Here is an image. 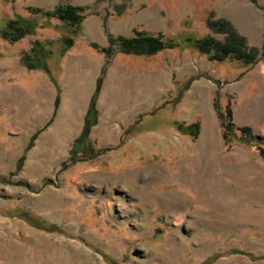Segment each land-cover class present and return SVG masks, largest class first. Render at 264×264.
I'll return each instance as SVG.
<instances>
[{"label":"rangeland","instance_id":"rangeland-1","mask_svg":"<svg viewBox=\"0 0 264 264\" xmlns=\"http://www.w3.org/2000/svg\"><path fill=\"white\" fill-rule=\"evenodd\" d=\"M59 3L88 6L64 56L61 22L31 10ZM17 16L39 26L15 42L0 33V264H264V156L225 144L214 105L230 102L233 123L264 140V0H0V32ZM221 18L261 56L245 83L237 61L184 42L222 40L207 23ZM138 31L179 46L102 51L110 35ZM36 40L52 41L50 71L22 61ZM88 55L102 58L91 96ZM106 59L102 86L114 64L132 79L113 83L103 106L101 87L89 115ZM88 115L91 156L76 142Z\"/></svg>","mask_w":264,"mask_h":264},{"label":"trees","instance_id":"trees-1","mask_svg":"<svg viewBox=\"0 0 264 264\" xmlns=\"http://www.w3.org/2000/svg\"><path fill=\"white\" fill-rule=\"evenodd\" d=\"M88 6L77 5L73 3H59L53 8H32L31 10L35 15L41 14L47 18H55L61 22L65 32L61 34L57 42L58 53L64 56L68 50H70L75 44V37L81 32L83 21L86 17L85 11ZM208 26L213 30L215 34L222 35L223 38L218 39L214 35H208L203 38L185 39V43L193 44L198 52L209 57L210 61L213 62H224L226 60L237 61L240 67L243 69L248 68L257 64L261 60L259 51L248 45L247 39L239 34L235 26L230 20L227 19H209L207 21ZM39 26L38 22L34 19L24 18L17 16L13 19H8L5 27L1 30L2 38L15 42L27 35H32L34 30ZM111 45L106 48H101L108 57L113 53L112 46H117L120 51L126 54H145L151 55L156 54L160 51L173 49L179 46V41H175L172 38L165 37L163 35H154L151 33L139 32L132 38L124 36H109ZM52 41H40L36 40L34 47L31 52L25 54L22 61L29 69H43L50 71L48 66V59L54 50L50 49L48 45ZM98 47L96 44L94 45ZM34 54L33 60H30V55ZM29 56V57H28ZM28 59L30 61H28ZM110 64V59H106L100 77L97 82V88L93 94L89 115L92 113L97 114L96 101L101 91L103 74H105L107 66ZM219 93H216V97ZM59 97L57 98V102ZM215 108L218 112V116L222 122L223 138L226 145L231 146L236 142L244 143L250 146H255L261 154L264 156V140L257 137L254 134L253 129L250 126L237 127L233 123V112L231 104L228 102L224 106V110L220 107L218 100L214 101ZM86 118L83 130L76 142L83 143V154L90 155L94 151L92 142L90 141L89 135L91 132V126L96 122L95 117L92 120L91 117ZM92 120V122H91ZM199 128V127H198ZM194 135L197 132H194ZM91 156V155H90Z\"/></svg>","mask_w":264,"mask_h":264},{"label":"crops","instance_id":"crops-1","mask_svg":"<svg viewBox=\"0 0 264 264\" xmlns=\"http://www.w3.org/2000/svg\"><path fill=\"white\" fill-rule=\"evenodd\" d=\"M106 43V42H105ZM104 43V44H105ZM74 57L77 56V53H71ZM79 55V54H78ZM62 59H68V57L66 56L65 58H62ZM61 59V60H62ZM89 62H90V67L91 69L88 71L87 75H86V80H87V92H86V96H91L94 88H95V85H96V79H97V75L99 73V70H100V66H101V57H96V55H91L89 56L88 55V58H86ZM262 66V64L260 65ZM114 67L115 70L117 71H109L108 74H106V77H105V80H104V83H103V86H102V92L100 93V97H99V103L101 106L105 105L106 104V98L108 97V92L110 90V88L112 87L113 83H115V87L118 88V81L120 80H123V79H132L131 76L125 74L127 73L125 71V73L121 72L118 70V65L114 64L112 65V68ZM116 67V68H115ZM94 68V69H93ZM119 71V72H118ZM246 70L243 68V69H240V72H239V76H236V77H239L237 79V81H243V83H245L247 80L251 79V77H246L247 74H244ZM263 75V74H262ZM260 77V81L258 82L259 85H260V88L264 90V77ZM264 76V75H263ZM234 76L230 77V78H236ZM229 78V79H230ZM47 80H50L49 78ZM138 95H136V99L134 101L127 99V101L125 100L124 101V104H129V109H132L131 107L132 106H135V108L138 107ZM148 100V99H146ZM114 103H118V101H115ZM148 104V102L146 103ZM116 105V104H115ZM118 105V104H117ZM205 126L202 125V128H204Z\"/></svg>","mask_w":264,"mask_h":264}]
</instances>
